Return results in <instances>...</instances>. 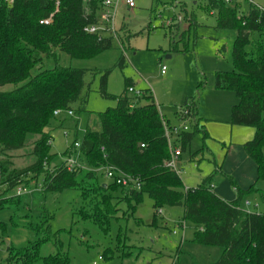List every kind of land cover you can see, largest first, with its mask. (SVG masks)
<instances>
[{
    "label": "trees",
    "instance_id": "1",
    "mask_svg": "<svg viewBox=\"0 0 264 264\" xmlns=\"http://www.w3.org/2000/svg\"><path fill=\"white\" fill-rule=\"evenodd\" d=\"M209 4L217 11V27L236 31L235 70L218 71L216 87L233 90L238 98L229 123L255 130L253 138L243 147L257 165V182H263L264 9L252 5L247 13L241 14L238 7L229 6L224 0H209ZM99 8L100 0L88 3L60 0L58 8L52 0H0V87L14 85L11 90L0 89V195L2 187L7 188L6 193L19 185L27 188L30 180L36 181L43 175L44 192L79 189L84 200L100 195L102 200L91 211L79 212L83 218L91 217L104 226L116 214L115 202L122 201L135 211L146 194L153 200L155 213L163 207H184L185 218L196 225L193 241L222 248L215 264H264V212L248 211L241 206L244 194L259 188L253 185L248 191L242 190L230 177L238 196L227 201L213 191L210 173L195 188L186 189L179 165V172L166 165L171 154L164 119L149 89L140 90L142 93L137 95L138 101L146 100L145 104L132 101L125 93L116 97L115 107L99 113L100 130L88 127L79 146L74 143L92 167L113 166L137 177L140 188L114 181L111 186L95 185L94 170L83 175L80 166L69 170L66 161L51 168L54 154L50 147V121L56 116L55 110L74 111V105L78 104L76 111L81 112L86 110L87 100V69L59 64L57 50L72 58H92L111 49L112 36L84 30L98 22ZM49 17L52 22L40 23ZM44 58H54L55 65L43 68ZM123 62L122 57L119 63ZM106 76L102 77L103 90ZM179 114L194 122L196 132L203 131L204 137H209L201 124L203 119L198 117L194 98H186ZM196 132H182L181 152L190 145ZM25 148H31L29 164L14 167L9 153ZM117 188L121 189L120 197L114 195ZM4 202L0 199V207ZM40 242L21 248L10 245L8 253L18 255L17 264H28L38 258ZM12 259L8 257L6 263L14 264ZM58 260L60 264H68V257L60 254L45 258V264Z\"/></svg>",
    "mask_w": 264,
    "mask_h": 264
},
{
    "label": "rangeland",
    "instance_id": "2",
    "mask_svg": "<svg viewBox=\"0 0 264 264\" xmlns=\"http://www.w3.org/2000/svg\"><path fill=\"white\" fill-rule=\"evenodd\" d=\"M134 1L135 7L122 6L117 12L118 36L110 34L111 49L92 58H72L57 50L59 64L87 69V100L86 110L76 111L79 105L75 104L73 115L62 112L50 121V147L54 154L51 168L71 158L83 169V175L94 170L92 182L95 185L113 184L106 176L105 167H92L74 143H81L88 127L100 130L99 113L115 107L116 97L125 93L132 101H138L137 94L128 91L130 85L136 91L149 89L152 92L164 119L170 146L176 144L180 148L182 132H196L194 122L181 118L179 112L186 98L197 101L198 117L214 120L201 121L211 132L209 137L197 131L190 145L181 152L180 176L184 186L195 188L212 172L213 187L225 182L226 187L237 193L226 176L240 177L239 168L245 163L237 153L231 154L226 140L230 139L233 128L243 131L239 136L233 134L237 142L245 138V133L252 136L255 130L229 123L232 106L238 98L233 90L216 87L218 71L235 70L236 31L217 27V11L211 8L209 0ZM226 4L238 7L241 14L247 13L252 5L264 9V0H230ZM55 62L54 58H44L43 68H52ZM106 74L107 84L103 90L102 77ZM13 88L12 84L0 87ZM138 102L145 104L146 100ZM183 125L187 126L186 130ZM213 127L219 129L210 131ZM30 150L9 153L14 167L24 168L29 164ZM193 154L196 155L193 157ZM216 165L222 171L216 170ZM35 180H30L27 190L19 196L17 191L24 185L7 193L6 187L1 188L0 199L5 202L0 207V264H8V257H14L11 263L17 264L18 255L8 253L10 245L21 248L39 241L42 242L38 258L28 264H45V258L58 254L68 257V264H215L222 254L221 247L193 241L196 225L185 218L183 206L163 207L155 213L153 200L144 194L135 211L122 201L115 202V216L101 226L91 217L83 218L79 212L91 211L102 200L100 195L84 200L79 189L44 192L43 175ZM257 185L264 190V181ZM251 194L245 193L242 197V208L264 210V191ZM114 195L120 197L121 189L117 188ZM11 197L14 199L9 200ZM246 200L251 204H245ZM101 255L103 258L99 259ZM54 264H60L59 260Z\"/></svg>",
    "mask_w": 264,
    "mask_h": 264
},
{
    "label": "built area",
    "instance_id": "3",
    "mask_svg": "<svg viewBox=\"0 0 264 264\" xmlns=\"http://www.w3.org/2000/svg\"><path fill=\"white\" fill-rule=\"evenodd\" d=\"M9 2H12V0H8ZM55 2L56 7L58 8L59 4H60V0H52ZM85 3L90 2L91 0H83ZM226 1H230V0H224ZM125 7L126 9H131L133 7H135V1L134 0H100V17L98 19V22L89 26H86L84 28V30L86 32L89 33H99L102 35H110L113 34L115 36H118L117 33V29L115 27V20H116V15L117 12L119 10L120 7ZM260 8V7H259ZM52 22V17H49L47 19L41 20L40 23H50ZM162 73L165 72V67H162L161 70ZM129 92H135L137 95H140L142 92L141 91H136L133 86H130L128 88ZM62 112H67L69 115H73L74 111L73 110H66L63 111L61 109H57L55 110L54 114L56 116L60 115ZM186 111L183 112L184 115H186ZM183 129L186 130L187 126L183 125ZM168 139H170V137L168 136V133L166 132ZM76 146H79V143H76ZM142 146H144V144H142ZM169 147H170V154L171 157L170 159H168L166 161V165L172 169H175L179 172V168H178V163H179V158L181 155V148H179L176 144L175 145H171L169 143ZM102 152H103V156L106 159L107 155L105 153V148L102 147L101 148ZM67 164V168L69 170L74 169L77 164L71 159L69 158L66 161ZM105 170H106V176L110 179H112L114 182H116L117 184H120L122 186L125 187H133V188H140V183H139V179L135 176L129 175V174H125L119 170H117L115 167L113 166H105ZM19 186H23V185H19ZM187 189V188H186ZM27 188L25 186H23L22 188H19L17 191V195L19 196L22 192L26 191ZM246 204H250L249 201L246 202ZM256 206H258V204H256ZM160 212V210H159ZM174 233H176V231H174ZM103 256L101 255L99 257V259H102ZM93 264H98V263H93Z\"/></svg>",
    "mask_w": 264,
    "mask_h": 264
},
{
    "label": "crops",
    "instance_id": "4",
    "mask_svg": "<svg viewBox=\"0 0 264 264\" xmlns=\"http://www.w3.org/2000/svg\"><path fill=\"white\" fill-rule=\"evenodd\" d=\"M162 73V72H161ZM163 74V73H162ZM203 119V118H202ZM211 120H214V119H203L202 122H206V123H209L211 122ZM216 120V119H215ZM230 122V121H229ZM202 124V123H201ZM205 125V123H204ZM206 127V126H205ZM210 129V128H209ZM214 129H219L217 127H213L210 131L214 130ZM207 130V129H206ZM242 129H231L230 130V139L229 140H226L228 145H229V150H232L231 151V154L233 153H237L238 157L240 158V160H242V163H245L243 166H241L239 169L241 172L240 174V177L238 176H235V178L233 179L236 183V185L242 189V190H245V191H248L253 185H256L257 188H259V190H253V191H250V192H246L247 194L249 193H252V194H262V192L264 191L262 187H258L257 184H259V182H257V165L256 163L249 157V155L246 153V151L244 150V147H243V144L245 142H247L248 140L252 139L253 136H254V132L252 134V136H248V133L246 135L245 133V138L243 140H241L240 142H237L234 140L233 138V134L236 135V136H239L243 133V131H241ZM208 133L210 134L211 132H209L208 130ZM213 133V132H212ZM210 136V135H209ZM226 146V143H224V147ZM196 155V154H195ZM194 155V156H195ZM193 156V157H194ZM196 158V157H195ZM181 155H180V158H179V163H180V168H181ZM252 160V161H251ZM254 162V163H253ZM253 163V164H252ZM179 165V164H178ZM216 170H220V166L216 165ZM180 173V172H179ZM212 173V172H211ZM210 174V173H209ZM224 175H227L226 173H223ZM226 177H229L230 176H226ZM204 178V177H203ZM202 178V179H203ZM232 178V177H231ZM201 179V181H202ZM238 182H237V181ZM228 186V185H227ZM229 187V186H228ZM228 187H226V183L225 182H221L220 185H216L215 187H213V191L218 195L220 196L222 199L224 200H227V201H231V200H234L237 198L238 196V192L236 193L235 191H231ZM236 189V187H235ZM237 190V189H236ZM251 194V195H252ZM249 201V200H246V202ZM245 202V204H246ZM250 202V201H249ZM258 203V202H257ZM251 204V202H250ZM259 206H257L258 208ZM258 212V211H256ZM259 212H264V210H260Z\"/></svg>",
    "mask_w": 264,
    "mask_h": 264
}]
</instances>
